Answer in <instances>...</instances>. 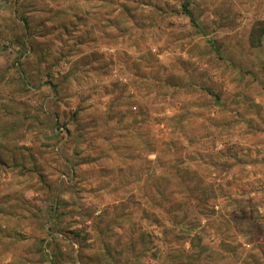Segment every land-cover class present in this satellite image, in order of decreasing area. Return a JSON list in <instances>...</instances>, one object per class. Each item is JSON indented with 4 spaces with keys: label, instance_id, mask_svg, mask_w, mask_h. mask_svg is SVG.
<instances>
[{
    "label": "rangeland",
    "instance_id": "374dc122",
    "mask_svg": "<svg viewBox=\"0 0 264 264\" xmlns=\"http://www.w3.org/2000/svg\"><path fill=\"white\" fill-rule=\"evenodd\" d=\"M187 1L0 0V264H264V0Z\"/></svg>",
    "mask_w": 264,
    "mask_h": 264
},
{
    "label": "trees",
    "instance_id": "16d2710c",
    "mask_svg": "<svg viewBox=\"0 0 264 264\" xmlns=\"http://www.w3.org/2000/svg\"><path fill=\"white\" fill-rule=\"evenodd\" d=\"M182 1V4H181V12L183 14H185L189 20L194 23V20H193V17H192V14L191 12L188 10V1L187 0H181ZM195 25V24H194ZM264 34V22L260 21V22H257L254 26H252L251 28V32H250V35H249V42L252 46H256L260 43V40H261V37L262 35ZM208 94L212 95L213 97H215V99H217V97L211 92L209 91L208 89L204 88ZM68 133V132H67ZM58 206H56L55 208L57 209ZM173 217V215H172ZM172 229H175V228H172ZM81 234L80 233H75V236L76 238H78ZM55 238H57L56 236L53 237V239L55 240ZM194 238H191L188 240V243L189 245H193L194 243ZM57 241V240H55ZM190 246V248H191ZM189 248V249H190ZM54 256V255H53ZM55 257V256H54ZM56 258V257H55ZM57 259V258H56Z\"/></svg>",
    "mask_w": 264,
    "mask_h": 264
}]
</instances>
